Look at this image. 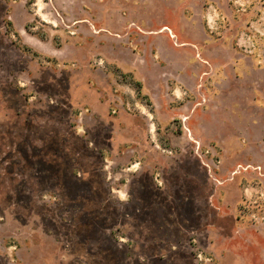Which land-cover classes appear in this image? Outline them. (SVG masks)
Instances as JSON below:
<instances>
[{"label":"rangeland","instance_id":"374dc122","mask_svg":"<svg viewBox=\"0 0 264 264\" xmlns=\"http://www.w3.org/2000/svg\"><path fill=\"white\" fill-rule=\"evenodd\" d=\"M0 264H264V0H0Z\"/></svg>","mask_w":264,"mask_h":264},{"label":"crops","instance_id":"0c3cea01","mask_svg":"<svg viewBox=\"0 0 264 264\" xmlns=\"http://www.w3.org/2000/svg\"><path fill=\"white\" fill-rule=\"evenodd\" d=\"M164 13H165L164 19L160 23H154V22L147 23V21H140L138 23L139 29H153V31H154L153 33H155V35H153L152 37L148 36V40H151L150 38L155 37V38H153L154 41H155V39L162 41L164 43L165 47L169 51L173 52V54L184 53L185 56L187 57V61L189 62L191 60V56L193 55V50L191 49V46H195V47L200 46L201 42H195L194 43L191 40H188L187 38H185L183 35V32L180 30L181 26L178 23L176 17L172 13V11L165 10ZM164 28H166V30H162ZM169 31L172 33L174 32L177 40H173L171 35H169V33H168ZM215 44H217V42ZM212 45L213 44H207L206 46L210 47ZM156 46L157 45H155V47H154L155 55H156L155 58H156V60H158V61H156V64L158 65V67L163 68L164 66H162V64H165L166 57L163 54L159 53V50ZM232 64H236V61L233 60ZM233 76H234V79L237 78L235 73H234V69H233ZM139 80H141V79L139 78ZM139 83H140V85H142V83L140 81H139ZM237 142H238V146L240 147L241 146L240 141H237ZM240 148L237 147L236 149H232V151H230V152H232V154H235V155L239 154L240 151L242 150ZM243 150H244V148H243Z\"/></svg>","mask_w":264,"mask_h":264},{"label":"trees","instance_id":"16d2710c","mask_svg":"<svg viewBox=\"0 0 264 264\" xmlns=\"http://www.w3.org/2000/svg\"><path fill=\"white\" fill-rule=\"evenodd\" d=\"M136 83H137L138 87H140V83L139 82H136Z\"/></svg>","mask_w":264,"mask_h":264},{"label":"flooded vegetation","instance_id":"af4514ba","mask_svg":"<svg viewBox=\"0 0 264 264\" xmlns=\"http://www.w3.org/2000/svg\"><path fill=\"white\" fill-rule=\"evenodd\" d=\"M162 30H166V29L164 28V29H162Z\"/></svg>","mask_w":264,"mask_h":264}]
</instances>
